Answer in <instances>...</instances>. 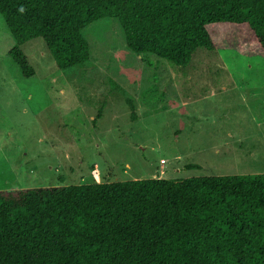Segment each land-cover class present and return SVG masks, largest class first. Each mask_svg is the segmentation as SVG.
Returning <instances> with one entry per match:
<instances>
[{
  "label": "trees",
  "instance_id": "obj_1",
  "mask_svg": "<svg viewBox=\"0 0 264 264\" xmlns=\"http://www.w3.org/2000/svg\"><path fill=\"white\" fill-rule=\"evenodd\" d=\"M0 17L23 78L25 43L69 71L89 61L81 31L107 18L147 65L185 68L197 49L264 59V0H0ZM0 264H264V174L0 191Z\"/></svg>",
  "mask_w": 264,
  "mask_h": 264
},
{
  "label": "rangeland",
  "instance_id": "obj_2",
  "mask_svg": "<svg viewBox=\"0 0 264 264\" xmlns=\"http://www.w3.org/2000/svg\"><path fill=\"white\" fill-rule=\"evenodd\" d=\"M81 36L89 61L69 71L55 67L40 39L25 43L21 51L33 75L23 78L9 58L15 41L0 17L1 192L264 174V86L258 87L264 59L197 49L185 68L154 56L147 65L127 50L119 23L108 18ZM238 81L262 94L251 111L230 89ZM254 113L263 125H249L258 131L250 158V145L234 149L226 134Z\"/></svg>",
  "mask_w": 264,
  "mask_h": 264
},
{
  "label": "crops",
  "instance_id": "obj_3",
  "mask_svg": "<svg viewBox=\"0 0 264 264\" xmlns=\"http://www.w3.org/2000/svg\"><path fill=\"white\" fill-rule=\"evenodd\" d=\"M229 79H243V78H237L236 74H230V77L227 76ZM264 82H260L258 87H263ZM226 89V88H225ZM225 89H222V91L226 92ZM230 89L234 90L237 95V100L239 103L244 104V106L251 111L250 104L255 103L257 101V97L262 96V94L254 93L251 91H258L257 88H252L248 82L245 81H238V86L231 87ZM231 108V106H230ZM260 119H257V114L254 113L253 117H248L246 119H243L242 122L234 124L233 127H235L234 134H231L230 132H227L226 138L229 140L227 144L233 145L234 149L242 150V146L245 144H249V150H251V153L248 154L250 158L254 157V153L252 151L256 148V143H254L255 135L258 131L250 130L249 125L254 123V127L261 128L262 122H259ZM233 149V150H234ZM232 150V149H231Z\"/></svg>",
  "mask_w": 264,
  "mask_h": 264
}]
</instances>
